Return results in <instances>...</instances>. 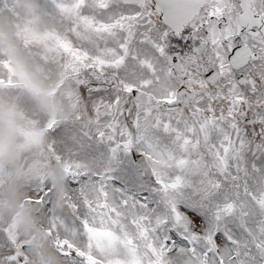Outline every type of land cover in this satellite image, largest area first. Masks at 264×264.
<instances>
[{"label": "snow or ice", "instance_id": "6c2138e0", "mask_svg": "<svg viewBox=\"0 0 264 264\" xmlns=\"http://www.w3.org/2000/svg\"><path fill=\"white\" fill-rule=\"evenodd\" d=\"M38 7L0 0V91L59 177L26 189L43 246L0 220V264H264V0Z\"/></svg>", "mask_w": 264, "mask_h": 264}, {"label": "rangeland", "instance_id": "374dc122", "mask_svg": "<svg viewBox=\"0 0 264 264\" xmlns=\"http://www.w3.org/2000/svg\"><path fill=\"white\" fill-rule=\"evenodd\" d=\"M14 18L12 19V21ZM0 48L10 49L11 46L8 43V39L0 42ZM22 52H18V59L20 58ZM26 78V77H24ZM38 85V84H37ZM40 86V85H38ZM41 87V86H40ZM39 100L44 104L45 100L43 97H41ZM54 105V103H52ZM47 108L50 109V104L47 105ZM29 112L27 109L22 105L21 103H18L17 100L14 98L13 95L9 94L5 91H0V151L3 150L6 141L10 136H12L13 127H11L10 122L17 117H23L26 116ZM22 120V119H19ZM34 123L38 126V124L35 120ZM16 124L19 128L22 127V131H25L26 129H32V125L28 124L27 121L21 122L18 120L16 121ZM19 138V136H18ZM23 137L16 139L14 143L9 147V155L10 158L6 159L8 154L2 153L0 157V177H5V173L8 170V182L1 181L0 180V197L3 198V200H6L10 197H14V200L16 203L20 199V197H27V184H22L25 182L24 178H22L23 172L25 168L29 166L28 164V154L26 150L24 149V146H26L27 143H25V140L22 139ZM37 145H39L37 143ZM42 146V145H41ZM30 146H28L29 148ZM11 156H17V158L12 159ZM14 172V170H16ZM11 171L14 173L19 174L18 181L16 180V176H10ZM8 204H12L11 202L7 201ZM10 206V205H9ZM20 208V206H19ZM6 211L2 214V219L5 222L10 223V221L13 219L12 212L14 211L15 207L10 209V207L5 208ZM35 217V216H34ZM36 219V217H35ZM37 220V219H36ZM53 264H55V261L53 260Z\"/></svg>", "mask_w": 264, "mask_h": 264}, {"label": "flooded vegetation", "instance_id": "af4514ba", "mask_svg": "<svg viewBox=\"0 0 264 264\" xmlns=\"http://www.w3.org/2000/svg\"><path fill=\"white\" fill-rule=\"evenodd\" d=\"M16 8L18 10H33L36 5L39 4V0H13ZM4 30L6 33H4ZM15 31H17L16 22H11L7 24H3L0 22V42H3L8 39V43L11 48L7 49L13 56L14 59L18 60V41L16 40ZM41 156H36V165L38 166V172L34 174L32 182L47 177L52 180H56V175L51 170V154L47 151L45 145L42 147ZM39 153V154H40ZM29 243H34L31 239H28Z\"/></svg>", "mask_w": 264, "mask_h": 264}]
</instances>
